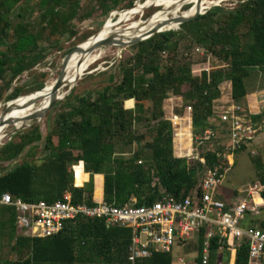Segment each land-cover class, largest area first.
I'll use <instances>...</instances> for the list:
<instances>
[{"label":"trees","instance_id":"1","mask_svg":"<svg viewBox=\"0 0 264 264\" xmlns=\"http://www.w3.org/2000/svg\"><path fill=\"white\" fill-rule=\"evenodd\" d=\"M134 1L93 0L103 12L128 9ZM29 2L38 12L37 17L40 16L44 22L53 18L65 24L77 16V0H0V99L16 76L44 58L47 47H59L57 41L44 46L38 41L36 32L27 25L29 18L24 17ZM208 22L214 24L210 26ZM73 35L72 29L65 34L68 38ZM183 37H187L189 45H204V54L209 52L216 56L223 66L207 70L201 67L195 74L191 73L189 66L193 61L177 55V43ZM214 40L221 41L217 44ZM128 48L133 51L128 61L123 65L117 62L114 65L116 70L102 79L105 82L100 87L75 96L74 102H70L71 92L64 96L63 102L67 105L60 102L41 148L35 143L40 139L36 125L12 134L0 146V162L17 159L10 168L0 172V194L7 192L25 202H52L64 192H69L72 202L93 205L97 201L92 198V174L101 173L100 200L122 205L133 199L138 206L163 195L173 199L184 196L194 187L205 166L219 163L215 153L204 149H200L199 159L173 155L171 126L163 115L162 101L169 94L181 97L180 108L190 107L193 135L207 128L224 134V123L217 119L213 123L208 121L213 113L212 102L220 95L219 84L229 81L230 99L235 103L245 95L244 79L251 72L258 71L264 78V0H239L230 9L213 6L194 19L181 23L176 30L154 33ZM41 87L42 82L33 90ZM22 96L20 89L15 87L5 99ZM130 98L134 108L126 109L123 101ZM144 101L148 105L142 109ZM175 112L180 114L181 110ZM258 119L259 115L252 116V120ZM142 121L145 122L148 139L132 127L134 122ZM119 143L136 147L122 156L114 152V146ZM23 148L26 151L19 156ZM251 160L256 181L264 184V165L258 157H251ZM80 162L83 171L88 173V179L81 186H74L73 183L79 185L85 177ZM260 195L264 202V190ZM65 232L64 236L77 244L78 251L86 254L77 264H128V228L106 227L100 219L77 217L67 222L54 236L27 237L16 230L13 209L2 205L0 264H33L32 257H25V251H17L15 245L17 248L27 241V252L34 253L35 241L61 236ZM12 239L14 259H3L1 249L6 241ZM215 248L211 241L206 264H216ZM246 249L245 244L236 248L233 264H245ZM222 252L224 255L228 253ZM193 260L195 264H201L199 247ZM133 264H172V257L170 253H154Z\"/></svg>","mask_w":264,"mask_h":264},{"label":"built area","instance_id":"2","mask_svg":"<svg viewBox=\"0 0 264 264\" xmlns=\"http://www.w3.org/2000/svg\"><path fill=\"white\" fill-rule=\"evenodd\" d=\"M203 51L194 47V52ZM212 112L209 118L224 123V134L210 128L196 135L184 132V122L190 114L189 106H184L180 114L164 116L170 122L172 145L175 140H181L175 157L199 159V151L204 149L219 158V163L204 167L194 187L182 197L173 199L163 195L151 203L138 206L133 199L122 205L103 200L87 205L72 202L69 192H64L52 202H25L4 192L0 194V205L13 209L14 226L27 237L54 236L63 230L67 222L77 217L100 219L106 227L128 228V264L154 253H170L177 264H185L181 256L173 255L176 248L189 250L193 254L191 264H195L193 259L198 247L201 264H206L211 241L216 246V264H233L235 250L241 244L247 246L245 264H264V204L260 195L264 184L253 181L235 193L232 191L227 198L220 196L217 188L232 161L228 166L223 165L222 147L212 148L218 134L225 142L226 157L241 145L250 143L264 123L254 126L235 104L214 108ZM223 250L228 251L227 255L223 254Z\"/></svg>","mask_w":264,"mask_h":264},{"label":"rangeland","instance_id":"3","mask_svg":"<svg viewBox=\"0 0 264 264\" xmlns=\"http://www.w3.org/2000/svg\"><path fill=\"white\" fill-rule=\"evenodd\" d=\"M141 1H137L132 8H136L141 3ZM156 1L157 0H153L151 1V3ZM161 1L163 2L164 0ZM237 1L239 0H218L217 3L210 5L203 11L205 12L209 8L216 5L222 7L223 9H230L235 5ZM145 4L148 5L149 3L146 2ZM165 4L162 3L161 6L158 5L156 6L163 9L164 7H166ZM172 5L173 3H170L169 7H171ZM77 6H78L77 16L71 19L69 22L63 24L61 21L55 20L53 18L51 21L48 20V22L42 21L40 19V16L37 17L38 12L34 9L32 2H29V5L25 10V17H24L25 19L29 18L27 20V25H29V27L34 32H36L38 41L42 43L44 46L52 45L54 42L57 41L59 47L58 48L53 46L47 47L44 51L45 56L40 62L35 64L29 70L23 71L12 80L9 89L3 93L0 99V113L3 110L5 103L9 101L5 99V96L8 93H10L13 90V88L15 87L19 88L20 95H26L27 93L33 92L35 86L38 85L40 82H42V86H43L46 82L53 80L56 77L58 70L60 68V62L62 57L76 44L82 43L90 35L96 32L97 29L102 25V23L105 24L107 20L114 21L116 18L118 19L119 17H121L120 13H122L124 9V8H120L122 9L120 10L117 8L110 10L109 12H103L102 9H99L97 7V5L93 2V0H77ZM188 7L189 6L185 4L181 7V10L183 11ZM156 8L157 7L155 6H149L139 15H133L130 20L132 21L139 19L138 21H140V19L145 18L147 15L152 14L153 12L159 9ZM151 19L152 16L148 21H150ZM121 21L124 24H126V20L121 19ZM213 24H214L213 22H208V25L210 26H212ZM116 25H117L116 23H113L111 28L115 27ZM138 25L142 27L145 26V24L142 25V23H139ZM120 28H122V25L117 26V28L115 29H120ZM71 29L74 31V35L68 38L65 36V34H67ZM214 41H216L217 44H219L221 40H214ZM177 45H178L177 55L182 56L184 58L186 57L185 60L193 61V64L189 66L190 71L193 74L199 71L201 67L208 69L209 67L221 68L223 66V62L220 59H218L216 56L210 54L209 52L205 54L204 51L202 53L194 52V47H199L204 50L205 46L196 43H191L189 45V40L187 39V37H183L181 40H179ZM187 45H189L188 48H186ZM0 49H2V47H0ZM132 52L133 51L130 48H128V46L121 48L115 46L103 47L100 56L95 60L96 62L93 61V63H91L88 66V68L85 71H83V74L80 76V78L77 79L73 84V87L70 90L72 95L70 98L71 99L70 102H74L72 100L75 98V96L82 95L89 90L91 91L93 87L96 86L100 87L102 85V82L103 83L105 82L102 81V79H104L105 76L113 73V71L116 70L115 69L116 67L114 65L119 61L122 63V65L125 64L128 61L129 55ZM185 52L187 53L186 55H184ZM163 54L162 57H164ZM82 56L84 55H80L77 58V61ZM68 64H70V62ZM68 64H66V66ZM104 73H106V75ZM244 85H247V78L244 79ZM65 89L66 87L65 88L63 87L62 92L65 91ZM221 90L223 91V89ZM169 96H171V94H169L168 97ZM58 101L59 102H55L53 104V106L55 105V107L52 108L53 107L52 106L49 110H47L44 113L43 117H41L37 123L31 124L29 127H26L22 130L24 131L28 130L30 127L36 125L38 127V131L40 134V140L38 142H40L43 139L46 130L52 127L53 120L60 105V102L62 103L63 106L67 105L66 104L67 102H63L64 97ZM163 103L167 107V108L165 107L163 110L165 117L169 116V113L170 115L176 113L175 112L176 110L182 111V108H180L181 107L180 105L182 103L181 101L174 102L173 99L172 100L166 99L165 97V101ZM147 105L148 103L144 101L142 103V109L144 108V106L146 107ZM125 107H127V104H125ZM144 126H145L144 121L139 123L134 122L132 125L133 129L136 132H140V133L142 132L145 135V138L148 139L149 137L148 134L145 133ZM11 129L12 126H7L4 129V132L7 133ZM7 140L8 138L5 137L0 142V146ZM258 141L260 145H262L261 147L256 146L255 141H253L245 145L243 149H239L236 152L235 151L230 152L229 154H226V157H224L226 153L224 149L225 142L223 141L222 138L218 137V134L215 135V141H213L212 148L216 147L217 149H219L220 147H222L223 165L228 166V164L231 163L232 161L231 166L224 172L223 177L217 188V191L219 192L220 196H225V195L229 196L231 195L232 191H237L239 189H242L246 185L252 183L253 181H256L255 167L254 164L252 163L251 157H258L261 164L264 165V135L262 136V138L260 137ZM183 146L186 147L187 145H183ZM135 147L136 146L132 144L121 145L119 143L114 146V152L120 153V155L125 156L131 151H133ZM14 162H17V159L7 163L0 162V172L3 169L10 168L13 164H15ZM173 255L174 256L179 255L183 258L185 264H191L193 254L189 252V250H182L176 248L173 252ZM172 264H176V261L174 259H172Z\"/></svg>","mask_w":264,"mask_h":264},{"label":"crops","instance_id":"4","mask_svg":"<svg viewBox=\"0 0 264 264\" xmlns=\"http://www.w3.org/2000/svg\"><path fill=\"white\" fill-rule=\"evenodd\" d=\"M218 88H219L220 95L216 99L213 100L212 109L218 108L220 106H230L231 104H235L240 107V109L243 111L245 116L249 118V120L252 122L254 126L261 125L262 122L264 123V78L260 75L258 71H253L250 73V75H248L247 85H245L246 93L240 102L234 103L230 99L229 81L227 80L222 81L219 84ZM221 89H223V91ZM166 99H171V100L173 99L174 102L181 101V97L178 95H171L169 97H166ZM164 101H165V98L163 99V102ZM163 102H162V110H164V108L166 107ZM125 104H127V107H125ZM123 107L126 109H130V108L133 109L134 108L133 99L130 98V99L124 100ZM254 115H259V119L252 120V116ZM213 119L214 118H208L209 123H211ZM184 124H185L183 127L184 132H187V131L191 132L190 114H189L188 120L184 122ZM185 129H187V131ZM263 135H264V127L260 131L256 132L251 142L255 141L256 146L261 147L262 145H260L258 139L260 137L262 138ZM180 139L181 138H179V140ZM38 141L35 143L39 146V148H41L43 144V139L40 142ZM177 144L180 145L181 140L179 142L178 140L177 141L175 140L174 144L172 145L173 155L178 154ZM25 151H26V148H23L19 156L23 155ZM80 164H81L82 173L85 175V177L81 180L79 185H75L73 183L74 186H81L88 179V173L84 172L82 169V162H80ZM73 176H74V169H73ZM224 197L227 198L228 195H225ZM92 198L95 201H99L100 199H102V174L101 173L92 174ZM66 234L67 233L65 232L61 236L52 237L47 240L35 241L34 243L35 248L33 250L35 251L34 253L30 251L27 252L28 250L26 249L27 241L22 242V244L17 246V248L15 245V249H17V251L19 252L25 251L23 255L25 257L28 256V258L32 257L33 264H77V261L85 258L86 254L83 252H79L77 244L72 243L69 240L68 236L65 237L64 235ZM2 241H5V239L2 238ZM6 242L7 243L4 244V248L1 249V257L3 259L13 260L15 251L12 250L11 246L14 245V240L12 239ZM172 259L174 258L172 257Z\"/></svg>","mask_w":264,"mask_h":264},{"label":"water","instance_id":"5","mask_svg":"<svg viewBox=\"0 0 264 264\" xmlns=\"http://www.w3.org/2000/svg\"><path fill=\"white\" fill-rule=\"evenodd\" d=\"M137 1L138 0H135L131 4V6H129L127 8L128 9L131 8L135 4V2H137ZM144 2H145V0L141 1L140 5H142ZM200 2H201V0L196 1L195 8H194L193 12L185 14V15H178L177 17H174V18H171L169 20L164 21V23L162 22L163 24L170 23L171 21L174 22L176 24V26H175V28H171V29H169V28L160 29V26L163 24L158 23V24H155L153 27H151L148 31H146L144 33H137L133 36H122L121 34H122L123 30H129V28L127 25H125L121 21V19L116 18L114 21H112V23L117 24L113 28L115 29V28H117V26L122 25V28L120 29V31L115 32V33L113 32L111 34L96 38L97 32L104 26V24L102 23V25L97 29V31L89 36L90 41L87 44V47L85 49V54L88 55L92 50H94L95 48H97L99 46L109 45V46H115L118 48L126 47V46L132 45L138 41L144 40V39L150 37L151 35H153L154 33H157L160 31H166V30H176V29H178V27L181 23L186 22V21L191 20V19H194L197 15L204 13V11H200V8H201ZM154 6L157 7L156 9L160 8L156 5H154ZM150 16L151 15L149 14L145 18L140 20L142 22V25L146 24L148 22V20L150 19ZM79 49H80L79 44H76L72 49H70L62 57L58 73L50 85L49 100L47 101V103L45 105H43L39 108L36 107V108L32 109L30 112L25 113L23 115L4 116L7 112H10L12 110L11 108H13L14 110H16V109L17 110H23V109L27 108L31 103H33V101H35L36 98L33 97L32 99L26 101L23 104H16L13 102L14 99L16 98L15 97L14 99H10L9 101H7L5 103V106L0 113V126L3 129H5L7 126H12V129L10 131H8L7 133H4L3 138L7 137L9 139V136L16 133L17 131H20L26 127H29L31 124L37 123L40 120V118L43 117L44 113L47 110H49L55 102H57L58 100H60L61 98H63L64 96H66L70 92V90L73 87V84L75 83V81L77 79L80 78V76L83 74V72L77 73V74L73 75L71 78H68L65 75L64 67H65V64H66L70 54L74 51H79ZM79 65H80V62L77 61L76 67L78 68ZM65 86H66L65 91L60 92L58 94L60 89L62 87H65Z\"/></svg>","mask_w":264,"mask_h":264},{"label":"bare ground","instance_id":"6","mask_svg":"<svg viewBox=\"0 0 264 264\" xmlns=\"http://www.w3.org/2000/svg\"><path fill=\"white\" fill-rule=\"evenodd\" d=\"M150 1H153V0H145V2L142 5H140L141 4L140 3L136 8L131 7L129 9H123V12L120 13L121 17H119L118 19L126 20L125 25L128 26L129 30H123V32L121 34L122 36H133L137 33H144L146 31H148L151 27H153L155 24L162 23V22L164 23V21L169 20V19L174 18V17H177L178 15H185V14L191 13L194 11L195 4H196L197 0H164L163 2L161 0H157L156 2H152L151 4H148V5L145 4L146 2H150ZM217 1L218 0H201L200 11H203L204 9L209 7L210 5L217 3ZM162 3L163 4L166 3L165 4L166 7H164L163 9L159 8L158 10H156L155 12L150 14L152 16V19L150 21H148V23H146L144 27L138 25L139 23H142L141 21H138L139 19L132 20V21L130 20L133 15H139L149 6H154V5L161 6ZM170 3H173V5L171 7H169ZM185 4H187L189 7L182 11L181 7ZM111 24L113 25L112 21L107 20L105 22L104 26L97 32L96 38L111 34L113 32L115 33V32L120 31L121 28L120 29L111 28V26H112ZM173 25H175V23L171 21L170 23H166V24L161 25L160 29H167V28L170 29ZM163 27H165V28H163ZM89 41H90V37H88L82 43L79 44V47H80L79 51H74L70 54V56L66 62V64H68L69 62H70V64H68L67 66L65 64L66 67H64L66 77L71 78L73 75L85 71L88 68V66L91 63H93V61H95L100 56V54L102 52V48L109 46V45L99 46V47L95 48L94 50H92L87 55V54H85V49H86ZM80 55H84V56H82L78 60L80 62V65L77 68L76 67V63H77L76 61ZM98 61H99V59H98ZM52 82H53V80H50V81L46 82L42 86L41 89H39L35 92L33 91L30 93H27L26 95H24L22 97L14 99V101H13L14 103L23 104L26 101L32 99L33 97L36 98L35 101H33V103H31L24 111L23 110H17V109L14 110L13 108H11L12 110L10 112H7L4 116L23 115V113L24 114L28 113L36 107L39 108V107L45 105L47 103V101L49 100V90H50V85ZM62 88L60 89L58 94L60 92H62ZM22 111H23V113H22ZM4 133H5L4 129L1 128V126H0V142L4 139L3 138Z\"/></svg>","mask_w":264,"mask_h":264}]
</instances>
